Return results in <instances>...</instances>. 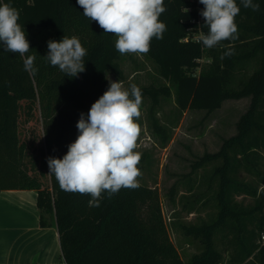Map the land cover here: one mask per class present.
<instances>
[{"label":"trees","instance_id":"1","mask_svg":"<svg viewBox=\"0 0 264 264\" xmlns=\"http://www.w3.org/2000/svg\"><path fill=\"white\" fill-rule=\"evenodd\" d=\"M5 3L20 13L18 23L31 50L25 55H35L38 72L31 76L24 70V57L0 47V192L37 193L40 226L56 225L64 264H264V246L258 242L264 228V0H253L259 11L236 0L238 38L205 49L183 41L200 18L207 33L204 18L187 11L185 0H164L167 10L159 19L167 30L163 39L153 38L150 51L142 55L168 82L140 88L142 103L151 102L152 131L162 146L171 135L156 118L157 109L173 90L180 113H211L225 101L250 98L237 133L196 165L216 163L205 180L206 192L182 203L183 211L200 214L209 205L211 191L215 212L197 223L174 219L176 230L199 245L188 261L171 238L157 189L139 181V187L122 188L111 198L102 193L95 207L89 206L90 195L66 192L48 175L47 159L67 153L79 135L80 114L86 118L91 105L108 90V74L124 80L117 37L85 17L77 0H0ZM64 36L77 37L87 50L85 71L76 77H68L44 58L48 41ZM229 49L233 54L221 59ZM204 55L211 62L197 75ZM35 121L41 123L43 134L30 126ZM176 192L173 187L171 196ZM242 196L253 204L238 202Z\"/></svg>","mask_w":264,"mask_h":264},{"label":"clouds","instance_id":"2","mask_svg":"<svg viewBox=\"0 0 264 264\" xmlns=\"http://www.w3.org/2000/svg\"><path fill=\"white\" fill-rule=\"evenodd\" d=\"M204 5L200 15L208 31H200L197 40L207 48L222 41L238 38L235 17L240 12L236 0H199ZM83 15L96 21L105 33L117 37L115 49L121 55H143L150 51L153 38L163 39L166 24L159 18L167 10L164 0H77ZM244 8L259 11L253 0H240ZM188 11V9H187ZM19 11L10 4H0V47L24 57V70L31 76L38 72L35 55H28L29 41L18 23ZM44 58L68 77L85 71L87 50L80 40L64 36L60 41H48ZM233 54L231 49L221 56ZM142 93L135 85L125 89L121 82L110 81V86L90 107L87 117L80 114L77 122L79 135L68 145L63 158L47 159L49 173L66 192L90 195L89 206L99 207L102 193L109 198L122 188L139 187L142 175L138 167L142 154L137 149L141 128Z\"/></svg>","mask_w":264,"mask_h":264},{"label":"rangeland","instance_id":"3","mask_svg":"<svg viewBox=\"0 0 264 264\" xmlns=\"http://www.w3.org/2000/svg\"><path fill=\"white\" fill-rule=\"evenodd\" d=\"M202 59L195 72L197 75L211 62L206 55ZM121 65L124 80L120 81L109 73V83L119 81L125 89H130L132 84L139 89L168 84L159 76L155 64L142 55H122ZM249 104L250 98L228 100L219 110L211 113L204 110H188L180 113L173 90L170 98L161 100L156 115L160 124L164 125L171 135L170 141L165 146H162L152 131L149 118L150 100L147 99L140 105L141 116L137 122L141 132L136 151L142 154L138 165L142 175L138 180L158 190L171 238L184 261H188L193 254L198 253L200 248L198 243L192 242L183 236L180 230H176L173 223L176 221L197 223L199 219L208 220L209 215L215 212L211 191L208 194L209 205L200 214H188L182 210L183 202H192L196 196L206 192L205 180L213 173L216 163H208L205 166L196 165L206 154L217 153L223 141L237 133V122L246 112ZM30 124L39 134H43L40 122L35 121ZM193 184V193H190L188 189ZM173 187L177 192L171 196ZM237 201L245 205L253 204V199L250 197H237Z\"/></svg>","mask_w":264,"mask_h":264},{"label":"crops","instance_id":"4","mask_svg":"<svg viewBox=\"0 0 264 264\" xmlns=\"http://www.w3.org/2000/svg\"><path fill=\"white\" fill-rule=\"evenodd\" d=\"M64 264L56 225L40 226L37 193L0 192V264Z\"/></svg>","mask_w":264,"mask_h":264},{"label":"built area","instance_id":"5","mask_svg":"<svg viewBox=\"0 0 264 264\" xmlns=\"http://www.w3.org/2000/svg\"><path fill=\"white\" fill-rule=\"evenodd\" d=\"M185 1L189 4L188 11H190V12L195 11L198 14H200L202 4L199 2V0H185ZM194 23H195V21H194ZM197 23H198V27L196 29L192 28L190 30V33L184 38L183 41L184 42H189V41L195 42L197 44H200L202 46V49H205L206 46H204L202 42H198V40H197V37H198L200 31L202 30L201 25H200L201 24V18L198 19ZM202 60L203 59L200 60V63L202 62ZM258 242L261 246H264V228L259 235Z\"/></svg>","mask_w":264,"mask_h":264}]
</instances>
